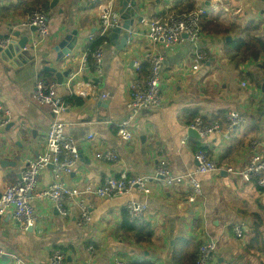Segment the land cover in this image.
<instances>
[{
	"label": "crops",
	"instance_id": "crops-1",
	"mask_svg": "<svg viewBox=\"0 0 264 264\" xmlns=\"http://www.w3.org/2000/svg\"><path fill=\"white\" fill-rule=\"evenodd\" d=\"M34 1L0 0V44L7 41L0 45V101L10 113V125L0 128V161L8 163L0 165V192L17 182L27 164L45 151V135L53 116L48 107L32 100L38 79L54 82L61 100L80 101L57 118L79 152L72 174L64 177L70 189H95L105 177L121 173L150 175L160 161L174 175L192 174L197 150H203L218 170L195 176L202 194L193 203L187 200L191 193L187 183L167 188L151 185L147 195L130 191L112 199L86 194L91 222L81 229L75 225L78 199L68 202L66 217L59 216L52 203L33 199L37 220L30 231L10 213L0 217V248L15 254L21 264H49L56 251L65 256V264H113L115 257L126 258L131 264H193L200 244L211 241L216 263L264 264V191L224 170L244 167L250 160L248 142L255 138L264 141V55L259 51V44H264V0H130L126 6L130 12L126 10L124 15L130 39L123 49L118 50L120 44L109 39V30L104 32L102 76L96 79L89 69L76 76L93 82V95L84 98L69 94V75L79 68L87 36L100 38L98 7L111 3L119 14L122 0H100L93 5L85 0H56L53 8L52 0H47L43 10L48 35L41 40L31 27L18 26V21L39 9L30 6ZM198 7L205 14L195 46L184 38L172 52L161 44L152 45L137 22L138 18L157 19ZM119 18L122 27L120 14ZM124 33L121 30L117 41ZM74 40L68 55L57 53ZM150 49L163 59L162 104L159 109L140 111L132 122L134 138L122 141L116 136L115 125L126 117L130 85L147 73L144 55ZM195 49L207 56L192 70ZM45 69L59 73L60 83ZM243 82L246 87L241 86ZM101 94L106 98L99 99ZM231 111L245 123L225 139V115ZM196 118L218 121L220 133L202 139L191 137L188 131ZM89 134L91 140H87ZM107 151L116 155L115 161L96 159V153ZM260 154L264 157V147ZM50 182V169L44 170L35 191ZM130 201L147 207L144 217L134 221L143 232H149L147 242H137L123 233L125 206ZM237 226L243 231L241 238L233 232ZM0 264L14 263L3 256Z\"/></svg>",
	"mask_w": 264,
	"mask_h": 264
},
{
	"label": "built area",
	"instance_id": "built-area-1",
	"mask_svg": "<svg viewBox=\"0 0 264 264\" xmlns=\"http://www.w3.org/2000/svg\"><path fill=\"white\" fill-rule=\"evenodd\" d=\"M100 0H85L88 4H96ZM98 21L100 37L104 32L119 26V14L112 10L111 3L103 7H98ZM205 14L203 8H193L179 12H170L163 17L150 20H140L144 29L146 39L152 44H161L167 51H174L185 38L189 43L198 39L200 33V19ZM20 27H32L37 40H41L48 35L47 16L43 9H35L28 13L22 21H18ZM93 34H89L86 39V46L81 55L79 68L76 72H71L67 81V89L71 96L87 97L93 95L94 85L91 79L80 80L76 76L86 72L88 67H92L93 77L99 79L102 76V59L104 41L92 46L95 41ZM6 40L1 42L5 46ZM192 70H197L206 59V53L194 50ZM144 62L147 64V73L142 79H136L130 85L128 102L125 105L126 117L118 122L116 136L122 141H131L134 138L132 122L134 117L142 110L159 109L162 104L160 95V76L162 71V57L150 49L144 55ZM139 68H136L138 70ZM261 78L264 82V69L261 71ZM246 87L245 82L241 83ZM56 84L38 79L32 90V100L40 106L48 107L53 119L50 121L45 135V151L36 159L30 161L26 168L22 170L17 182L7 185L0 192V217L7 213L11 214L14 221L21 224L24 230L36 224V215L32 205L33 199L44 200L52 203L55 211L61 217L69 215L68 202L78 199L75 203L77 217L76 228L87 227L91 222L90 206L84 200L86 194H92L101 199H112L118 195L135 191L147 195L150 186L159 188L177 187L184 183L190 186L191 193L187 197L188 202L193 203L202 194L201 186L195 176L199 174H209L218 170L217 165L208 158L203 150H197L194 158L196 161L195 172L186 175L172 174L167 164L160 161L153 173L144 176H128L121 173L118 177H105L100 186L95 189L77 191L70 189L64 182V177L73 172V168L79 159V152L76 142L64 133L63 124L57 118L60 114L68 111L71 104L66 100H61L56 95ZM99 99H105L106 95H99ZM10 113L5 110L0 101V128H4L10 123ZM228 123L225 139H229L232 130L245 123V120L236 112L231 111L225 115ZM190 128L196 132L199 139L205 138L214 133H220L221 126L218 121L206 122L201 118H196ZM93 138L92 134L87 135V140ZM264 147V141L259 138L251 139L247 149L250 154L249 162L241 169L225 167L224 170L237 176L242 182H254V184L264 191V157L260 154ZM96 159L106 162H113L116 155L113 152L96 153ZM50 169L51 182L39 191L37 189L38 177L44 171ZM129 220H141L147 210L143 203L130 201L125 206ZM237 238H241L243 231L240 227L233 228ZM92 247H90V250ZM9 257L14 264H21L20 259L13 253L5 252L0 248V257ZM65 256L60 252H54L48 259L49 264H64ZM113 264H130L126 258L115 257ZM193 264H223L215 261V243L208 241L200 244Z\"/></svg>",
	"mask_w": 264,
	"mask_h": 264
},
{
	"label": "water",
	"instance_id": "water-1",
	"mask_svg": "<svg viewBox=\"0 0 264 264\" xmlns=\"http://www.w3.org/2000/svg\"><path fill=\"white\" fill-rule=\"evenodd\" d=\"M56 3H57L56 0H52V2L50 3V8H53V7L55 6ZM128 4H130V0H122V1H121V9H120V11H119V14L121 15V19L124 21L122 27L117 26V27L112 28L111 30L108 31V33H109V39H110V40H114V41H115L114 44H117V45L120 44V46L117 48L118 50L123 49V47L125 46L126 42L130 39V37L128 36V34H129V32L131 31V29H130V27L128 26L129 23L126 22V20H124V15H125V13H126L127 11L130 10L129 8L126 9V6H127ZM131 6H134V5H132V2H131ZM134 9H135V7L132 8V10H134ZM126 10H127V11H126ZM129 12H130V11H129ZM129 12H128V13H129ZM140 20H141V19L138 18V19H137V22H140ZM31 28H32V27H31ZM32 30H34V29L32 28ZM121 30H124L125 33L122 35V38L120 39V41H117V40H118L117 37L119 36ZM0 38H1V37H0ZM23 40H24L23 42H27V39H23ZM74 44H75V40H74L71 44H69V47H66L65 50L63 49V51H61V53H60V52H57V53H58L60 56H61V54L68 55L69 52L73 49ZM70 46H71V47H70ZM58 49H59V48H55V51H58ZM45 70H46V71H49V72H51V73H54V74H55V78L58 80V83H60L62 77H61V75H60L59 73H56L54 69H45ZM262 90L264 91V83L262 84ZM102 102L105 103L106 101H102ZM9 125H10V123H9L6 127H8ZM188 133H189V135H190L191 137H193V138H198L196 132L193 131L191 128L189 129ZM6 164H8L6 161H0V165H1V166H5ZM262 204L264 205V197H263V199H262ZM27 230L30 231L31 228H29V229H27Z\"/></svg>",
	"mask_w": 264,
	"mask_h": 264
},
{
	"label": "trees",
	"instance_id": "trees-1",
	"mask_svg": "<svg viewBox=\"0 0 264 264\" xmlns=\"http://www.w3.org/2000/svg\"><path fill=\"white\" fill-rule=\"evenodd\" d=\"M46 1L47 0H37V1L32 2V4L30 6L32 7V9L42 8V9L46 10V7H47ZM102 41H106V38L100 37V38L95 39L92 46L97 45V44L101 43ZM259 51H260V53H262L264 55V44L263 43L259 44ZM262 65H263L262 69H264V62ZM88 69L90 71H92V67L89 66ZM71 99L70 100L67 99L66 101L69 102L73 106L80 104V101L74 100L72 102ZM123 218H124V221L122 224V230H123V233L127 237L132 238L133 240H135L137 242H147L148 241V238L150 236L149 232H143L142 229L140 228V225H137L136 222L129 220L128 217L126 216V214L124 215ZM136 221H138V220H136ZM129 263H130V261H129ZM136 264H139V263H136ZM142 264H149V263H142Z\"/></svg>",
	"mask_w": 264,
	"mask_h": 264
},
{
	"label": "rangeland",
	"instance_id": "rangeland-1",
	"mask_svg": "<svg viewBox=\"0 0 264 264\" xmlns=\"http://www.w3.org/2000/svg\"><path fill=\"white\" fill-rule=\"evenodd\" d=\"M31 228H33V227H31ZM29 229V228H28ZM62 254V253H61ZM63 255V254H62ZM64 264H65V261H64Z\"/></svg>",
	"mask_w": 264,
	"mask_h": 264
}]
</instances>
